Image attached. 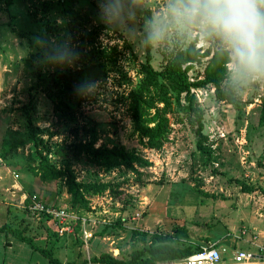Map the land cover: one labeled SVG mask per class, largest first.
<instances>
[{
    "label": "rangeland",
    "instance_id": "374dc122",
    "mask_svg": "<svg viewBox=\"0 0 264 264\" xmlns=\"http://www.w3.org/2000/svg\"><path fill=\"white\" fill-rule=\"evenodd\" d=\"M129 1L138 10L123 0H0V228H8L0 232V264H49L21 235L75 264H92L102 253L129 259L145 245L142 233L175 236L181 228L189 234L171 245H214L226 264L237 250H256L252 233L264 244V71L242 64L224 41L211 40L216 33L192 13V0ZM257 8L264 13L259 0ZM150 28L157 70L192 42L204 51L213 41L231 53L224 87L237 91L239 106L217 100L212 86L193 89L204 111L210 158L197 148L195 119L184 98L165 80L155 88L162 100L152 112L167 118L170 142L155 150L136 132L133 107ZM208 59L194 65L191 80L204 77ZM81 85L87 90L78 91ZM10 132L24 141L16 150L6 142ZM31 132L44 144L29 142ZM79 143L125 146L151 164L138 167L139 177L124 166L108 171L67 160ZM41 155L57 168L73 169L84 185L105 190L88 196L89 208L73 207L63 179L42 181L30 171ZM30 195L69 207L74 227L62 233L33 215L25 201ZM208 235L220 241L207 242Z\"/></svg>",
    "mask_w": 264,
    "mask_h": 264
},
{
    "label": "trees",
    "instance_id": "16d2710c",
    "mask_svg": "<svg viewBox=\"0 0 264 264\" xmlns=\"http://www.w3.org/2000/svg\"><path fill=\"white\" fill-rule=\"evenodd\" d=\"M128 6L138 10L136 5L129 1L123 0ZM12 4L11 1L8 2ZM147 13V12H146ZM201 20L202 17L196 15ZM14 32V29H12ZM216 36V37H215ZM146 37V64L144 67V80L141 86L136 92L134 103V119L136 123V132L140 136L142 142H147L148 146L160 150L164 145L170 142L169 122L167 118L161 117L157 113H153L152 110H158L157 104L162 97L155 90L160 80H165L169 89L179 98H184L187 105V111L195 119L196 124V136L198 138L197 148L203 154L211 157V151L205 144L208 140V136L204 134V111L197 102L196 95L193 93V89H202L212 86L215 90L216 98L220 102L226 104H232L239 106L237 91L231 87H224V82L230 76V70L228 65L232 61L230 51L221 45L210 41V46L207 50H201L197 48V42H192L190 46L181 54L174 57L170 64L163 70H157L152 65L153 60V40L155 35L150 28L145 34ZM217 38L219 43L222 44L223 40L219 35H212L210 37ZM208 63L205 67L204 77L202 79L191 80L189 73L193 69L195 64L202 62L204 58H208ZM40 79V78H39ZM44 81V78L40 79ZM44 83V82H43ZM45 86L46 82L44 83ZM51 89V88H50ZM156 91V92H155ZM13 132H10L7 136L6 142L12 147V150H16L23 144L20 140L13 138ZM29 142H34L35 145L44 144L42 139H39L33 132L29 133ZM22 138V137H21ZM95 143H79L76 144L69 159L73 162H80L86 160L100 168L111 170L114 167L124 166L127 170L132 171L141 176V172L138 169L146 168L150 166L149 160H147L138 150L128 151L125 146L115 147L108 149L105 147L95 148ZM2 156V155H1ZM30 171L40 177L42 181H57L63 179L65 185L68 188V192L71 195V205L73 207L89 208L90 200L89 195L95 194L98 191L103 192V187H90L77 180L76 174L73 169L57 168L50 162L45 156L41 155L37 165H29ZM94 189L92 191L91 189ZM113 188V187H112ZM246 192H251L253 189L244 187ZM118 194L117 191L113 192ZM71 207V208H73ZM7 226L0 228V232L7 231ZM182 234H189L185 228L177 229L175 236L162 233H142V238L145 245L142 248L136 249L131 253L129 259L122 260L116 258L112 254L102 253L99 256H95L90 260L92 264H156L159 262H168L178 259H182L198 253L202 250L201 247H194L192 245L184 247H176L171 245L176 238H179ZM149 237V239H147ZM20 240L26 242L33 250L41 253L49 264H75L73 262H63L60 257L57 258L53 252L55 248L49 249L40 248L35 244L33 238H27L21 235ZM54 239V237H51ZM55 245L57 240L54 239ZM210 242V239H206ZM52 247H55L52 245ZM84 264H88L86 261Z\"/></svg>",
    "mask_w": 264,
    "mask_h": 264
},
{
    "label": "clouds",
    "instance_id": "9594fccd",
    "mask_svg": "<svg viewBox=\"0 0 264 264\" xmlns=\"http://www.w3.org/2000/svg\"><path fill=\"white\" fill-rule=\"evenodd\" d=\"M264 3V0H259ZM258 0H192V13L199 15L223 41L231 46L242 64L264 71V13ZM88 85H81L84 92Z\"/></svg>",
    "mask_w": 264,
    "mask_h": 264
},
{
    "label": "built area",
    "instance_id": "2783aa9c",
    "mask_svg": "<svg viewBox=\"0 0 264 264\" xmlns=\"http://www.w3.org/2000/svg\"><path fill=\"white\" fill-rule=\"evenodd\" d=\"M5 160L0 155V165H4ZM19 177L18 175L16 176ZM27 203V209L33 215H38L51 220L56 224L58 229L62 233L69 232L74 227L75 217H73L71 209L69 207H58L49 205L39 199L35 195H30L25 199ZM246 235V233H244ZM84 237L87 240L92 238V232L84 229ZM252 244L255 246V251L237 250L232 258L230 264H264V244L257 243V235H252ZM158 264H226L223 263V257L218 248L214 245L202 247V250L198 253L190 255L188 257L166 261Z\"/></svg>",
    "mask_w": 264,
    "mask_h": 264
},
{
    "label": "crops",
    "instance_id": "0c3cea01",
    "mask_svg": "<svg viewBox=\"0 0 264 264\" xmlns=\"http://www.w3.org/2000/svg\"><path fill=\"white\" fill-rule=\"evenodd\" d=\"M252 235H257V239H258V234H257V233H256V234H255V233H252L251 236H252ZM214 236H217V235H214ZM251 236H250V241H249L250 244H252V240H251L252 238H251ZM207 238L210 239V242H213V243H215V242H217V241H220V240H216V241L212 240V236H211V235H208ZM229 240H230V242H231L232 244H234V243H235L234 240H236V239H235V237H231ZM258 240H259V239H258ZM258 240H257V243H258ZM35 244L37 245V242H35ZM215 244H216V243H215ZM258 244H260V243H258ZM252 245H253V244H252ZM253 246H254V245H253ZM254 247H255V246H254Z\"/></svg>",
    "mask_w": 264,
    "mask_h": 264
}]
</instances>
